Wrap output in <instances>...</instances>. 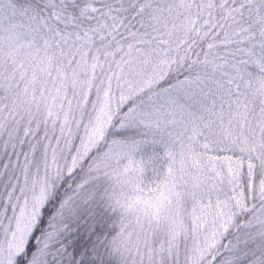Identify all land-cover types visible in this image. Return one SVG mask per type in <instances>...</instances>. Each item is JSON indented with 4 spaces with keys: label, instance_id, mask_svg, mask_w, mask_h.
I'll list each match as a JSON object with an SVG mask.
<instances>
[{
    "label": "snow or ice",
    "instance_id": "1",
    "mask_svg": "<svg viewBox=\"0 0 264 264\" xmlns=\"http://www.w3.org/2000/svg\"><path fill=\"white\" fill-rule=\"evenodd\" d=\"M0 264H264V0H0Z\"/></svg>",
    "mask_w": 264,
    "mask_h": 264
}]
</instances>
